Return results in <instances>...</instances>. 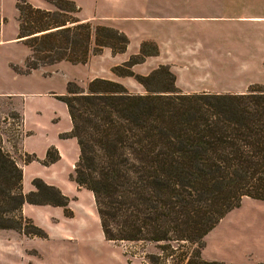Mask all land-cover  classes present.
<instances>
[{"label": "trees", "instance_id": "obj_1", "mask_svg": "<svg viewBox=\"0 0 264 264\" xmlns=\"http://www.w3.org/2000/svg\"><path fill=\"white\" fill-rule=\"evenodd\" d=\"M46 1L55 9L15 3L18 37L30 49L17 71L60 60L86 62L104 46L113 53L126 49L129 38L119 28L80 19L71 0ZM157 52L154 41L144 40L139 52L111 67L118 75L134 76L145 92L102 76L91 78L86 88L67 82L59 98L71 118L67 134L79 147L71 177L93 192L107 239L185 240L196 247L184 264H234L204 259L200 248L205 234L244 196L264 199V84L243 92H186L167 64L146 74L132 69ZM57 157L48 149L44 162ZM15 177L22 184V168L0 142V228H21L6 213L24 201H68L38 177L35 190H12ZM31 227L21 229L46 234Z\"/></svg>", "mask_w": 264, "mask_h": 264}, {"label": "crops", "instance_id": "obj_2", "mask_svg": "<svg viewBox=\"0 0 264 264\" xmlns=\"http://www.w3.org/2000/svg\"><path fill=\"white\" fill-rule=\"evenodd\" d=\"M32 2L35 6L47 7L43 0ZM84 2L89 3L86 0H75L81 12L80 19L108 24L127 34L129 42L124 51L113 53L110 47L104 46L98 54L110 55L112 59L107 67L108 73L104 75L128 85L134 92H145V88L128 78L129 75L114 73L111 67L139 52L144 40L154 41L158 52L146 55L142 61L134 63L132 69L146 74L159 64H167L175 74V84L183 91L243 92L251 84L264 83V0H95L92 5L95 7H92L94 15L88 12V6ZM16 23L17 31L18 21ZM185 23L186 45L179 43L180 26ZM2 40L0 37V41ZM0 93L15 92L5 89ZM32 98L35 99L36 96L25 94L22 99L25 130L22 145L27 153L35 156L21 166L23 191L35 190L33 179L38 177L59 188L68 196V201L65 205L29 201L22 203V214L44 228L47 237L27 236L30 238L28 241L20 240L13 248V260L15 264H86L82 252L77 248H66L65 243L69 237L80 240L84 231L88 230L91 219H83L77 208L98 221L102 237L112 246L113 240L104 235L93 192L87 187L79 186L71 177L79 147L76 137L67 134L72 125L68 109L69 129L57 130L56 135L59 139L71 137L75 140L77 150L74 154H71L68 147L52 140L37 149L39 139L35 129L46 128L42 120L33 113L39 110L33 104L36 100H31ZM51 117V121L58 119L57 115ZM48 149L56 152L58 157L44 162ZM43 170L46 171L45 174ZM86 195L88 205L81 202ZM247 197L251 199L249 204L241 203L229 210L205 234L204 245L200 248L201 257L234 264H264V219L261 222L254 220L256 210L252 207L264 203V199ZM231 213H235L236 218L227 223L235 227L234 239L232 226L225 223L221 224V241L218 242L221 245L222 240L229 236L232 240L230 252L225 255L211 252L210 248L217 244L215 237H211L212 233ZM2 229H7L19 239L25 236L15 228ZM85 236H89V233ZM37 240H41L44 245L49 243L51 247L42 252L41 248H37L36 242L30 243ZM121 257H124L122 252ZM123 261V264H128L125 257Z\"/></svg>", "mask_w": 264, "mask_h": 264}, {"label": "rangeland", "instance_id": "obj_3", "mask_svg": "<svg viewBox=\"0 0 264 264\" xmlns=\"http://www.w3.org/2000/svg\"><path fill=\"white\" fill-rule=\"evenodd\" d=\"M16 1L17 0H0V27L2 28L0 30V37L3 39L0 41V91L10 89L15 92L13 94L0 93V142L5 151H7L11 158L21 167L26 159L33 155L27 153L22 145V139L25 134L22 118V99L24 95L36 96L35 99L32 98L31 100H36V103L33 102V104L37 106V110L39 111H33V113L42 120L46 128L35 129L39 139V144L36 148L41 149L47 141L52 140V142H59L64 147H68L71 154H74L75 150H77L75 140L71 137L59 139L56 135L57 130H68L70 126L66 105L64 101L59 98V95L66 92V86L69 80H74L77 84L86 88L87 82L91 78L95 76L107 77L104 74L108 73L107 67L112 59L110 55L92 53L86 62L74 63L67 60H60L51 64L40 65L41 67L38 66L39 68L30 70L28 73L17 71L16 67L24 68L25 58L30 53V49L27 44L18 37V29L16 31ZM27 1L31 4H33L32 1L42 2V0ZM43 1L47 7L41 6L42 8L49 10L55 9L54 4L46 0ZM71 1L75 3V0ZM86 1H89V3L84 2L86 6H88V12L94 15L95 13L92 10V5L95 0ZM121 12H123L122 9ZM75 15L77 17L81 16L80 10L75 13ZM92 21L97 22L94 20ZM15 35H17V37H15ZM180 36L181 40H179V43L186 45V23L180 26ZM10 37L15 38L8 39ZM147 48L149 49L150 45H148ZM128 78L135 83L141 84L134 76L129 75ZM124 85L132 91L128 85ZM45 91L47 93H45ZM32 92H35V94H32ZM54 115L58 116L57 121H51V116ZM51 153L54 154V151ZM42 172L44 174L46 173L45 170ZM21 185L20 181H17L15 177L12 190H23ZM250 201V197L245 196L241 199L239 205H241V203L247 205ZM81 202H83L84 205H88L89 200L87 199V195L83 197ZM74 206L77 208L76 204H74ZM252 207L256 210L254 213L255 218L253 219H258L261 222V219H264V203L252 205ZM77 211L83 219H91L92 221H89L88 230L84 231L85 233L80 237V240L69 237L68 240H65V243L67 244L66 248L73 250L77 248V250L81 251L86 264H123L124 257L128 264H142L143 259H146L149 264H184L188 255L196 247L195 243L185 240H113L112 243L114 246H112L102 237V231L98 221L88 214H84L83 211L78 208ZM6 215L11 217L13 220H11L12 222L17 221L21 225V228L25 230L32 229L31 223L35 224L30 218L27 219L23 216L20 206L10 209ZM230 215L231 216L220 223L216 227L217 229L212 233L211 237H215L217 244L210 248L211 252H220L224 255L230 252L232 240L229 236L222 240L221 245L218 244V242L221 241L219 232L222 227L221 224H225L230 220L234 221L236 218L235 213H231ZM227 224L232 226L233 235V233H235V227L231 223ZM76 225L79 226L78 223ZM21 228L15 229L20 230L21 233L25 235L23 239L16 238L12 235L13 233L10 234L6 231L7 229H0V264L16 263L15 260H13V257H15L13 248L20 240L28 241L30 238L27 236L47 237V232L42 227L41 229L46 233L45 235L30 234ZM87 233H89V236L86 237L85 235H87ZM232 239H234V235ZM32 242H36L37 248H41L42 252L51 247L49 243L44 245L41 240L30 241V243ZM119 250L124 254L123 258Z\"/></svg>", "mask_w": 264, "mask_h": 264}, {"label": "built area", "instance_id": "obj_4", "mask_svg": "<svg viewBox=\"0 0 264 264\" xmlns=\"http://www.w3.org/2000/svg\"><path fill=\"white\" fill-rule=\"evenodd\" d=\"M142 264H149V262L146 259H143V263Z\"/></svg>", "mask_w": 264, "mask_h": 264}]
</instances>
